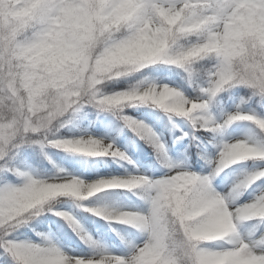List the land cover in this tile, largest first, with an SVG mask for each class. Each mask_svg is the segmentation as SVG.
<instances>
[{
	"label": "clouds",
	"instance_id": "9594fccd",
	"mask_svg": "<svg viewBox=\"0 0 264 264\" xmlns=\"http://www.w3.org/2000/svg\"><path fill=\"white\" fill-rule=\"evenodd\" d=\"M38 2L34 0L33 7ZM30 11L20 0H0L4 14L0 18V158L4 149H33L51 169L44 174L25 169L10 194L0 196V223L11 225L10 231L0 232V260L29 264L30 256L42 251L44 264H264V186L249 201L239 202L243 192L264 178V118L234 113L232 121L242 123L246 131L217 141L218 152L206 160L204 174L168 163L154 147L164 175H126L86 183L48 155L53 149L83 161L123 157L113 142L103 138L86 132L61 135L75 126L86 108L112 116L141 139L147 137L146 127L127 117V109L151 107L170 121L180 118L183 106L175 91L140 72L167 63L189 46L195 51L184 59L206 52L201 60L209 62V70L219 67L231 73L230 89L244 88L250 97L264 99V88L254 86L247 76L253 67L264 69V12L254 20L244 0L235 10V20L214 25L211 32L178 27L175 19L169 20L166 28L171 35L166 43L139 39L122 44L133 35L132 25L122 24L111 31L97 26L95 39L85 34L81 48L74 51L56 43L47 34V25L33 20ZM213 34L219 39L209 46ZM70 38L69 32L62 33L61 39ZM111 47L115 50L109 51ZM135 77L140 78L123 90H107L111 83ZM258 78L264 79V71H259ZM204 79L210 76L205 74ZM246 162L253 168L242 169L226 192L215 190L214 181L221 173ZM115 189L141 201L143 215L113 206L105 193ZM60 205L67 210H60ZM81 211L126 225L139 239L121 236L123 253L109 254L82 230L76 219ZM49 213L64 221L89 248L87 256L68 254L54 236L35 229L38 243L5 242L15 231ZM245 225L255 232L241 233Z\"/></svg>",
	"mask_w": 264,
	"mask_h": 264
},
{
	"label": "snow or ice",
	"instance_id": "6c2138e0",
	"mask_svg": "<svg viewBox=\"0 0 264 264\" xmlns=\"http://www.w3.org/2000/svg\"><path fill=\"white\" fill-rule=\"evenodd\" d=\"M242 2L244 0H39L33 7L34 0H20V4L24 8L31 9L30 17L33 20H40L47 25V34L54 38L56 43L70 47L74 51H78L81 48V40L85 34L95 39L97 26L103 31H111L112 28L120 27L122 24L132 25L134 28L133 35L128 40L123 41L122 44H128L139 39L156 42L164 41L166 43L171 35L166 28V24L169 20L173 19H175L178 27L191 28L194 26L195 29H207L211 32L214 25L235 20L236 15H238V13L234 14L235 10ZM247 5L250 15L254 20L260 16L261 12H264V0H247ZM3 17L4 14L0 12V18ZM145 25H147V29H145ZM64 31L71 34L70 39H61ZM217 39L219 37L213 34L208 41V45H213ZM119 46L116 45L115 47ZM115 47L109 48V51H114ZM193 51L195 49L189 46L180 53L169 57L167 63L161 65L153 64L143 68L140 75L145 76L144 70L148 69L153 74L167 78L172 67L182 70L186 74L189 86L197 90L199 96L195 99H189L177 88L164 84L175 91L179 103L183 106L180 118L185 119L194 131H207L219 135L229 125L234 123L231 119L233 114L240 112L236 111L227 114L220 121L208 115V109L213 99L219 93L230 89L228 81L231 73L227 69L219 67L211 70H209V67H205L201 62L206 60H201V56L206 55V52L201 53V55L190 56L188 59L183 58ZM198 64V68L194 67ZM157 66L169 67L165 70V68ZM259 71H264V69L258 70L256 67H253L247 71V76L249 82L254 86L264 88V79L258 78ZM205 74L209 75L210 79L205 81ZM153 87H156V85L154 84ZM243 98L241 99V103L254 101L258 107L264 108V99L250 97L249 95ZM240 113L255 115L261 118L254 112L251 114ZM146 132V138L163 153V146L155 142V138L149 129L146 128ZM215 147L217 153V143ZM21 153L22 150L4 149V154L0 158V196L10 194L16 177L28 167L21 159ZM114 158L117 160H127L125 154H123L122 158ZM65 163L79 179L87 183L95 180L92 177L97 176L98 167L106 165L108 161L65 159ZM242 169L244 168L239 169L238 173ZM13 178H15V181H13ZM261 180H264V178ZM119 194V192L105 193L106 196ZM133 212H136L138 216L143 215V212L140 211ZM105 221L109 223V227H112L110 220ZM10 230L11 225L9 223H0V232ZM17 232L15 231L11 236H8L5 242L24 245L33 244L17 241L15 238V233ZM249 235H252V233ZM45 259L46 254L44 252L35 251L29 258V264H44ZM3 264H6V262L3 261Z\"/></svg>",
	"mask_w": 264,
	"mask_h": 264
},
{
	"label": "trees",
	"instance_id": "16d2710c",
	"mask_svg": "<svg viewBox=\"0 0 264 264\" xmlns=\"http://www.w3.org/2000/svg\"><path fill=\"white\" fill-rule=\"evenodd\" d=\"M201 63H203L205 67L210 66L208 61H203ZM157 67H163L167 70L169 66ZM194 67L198 68L199 64ZM144 72L145 76L143 77H146L153 82L173 86L192 99L199 96V92L189 86L186 74L180 69L172 67L167 78L158 74H153L149 72L148 69H145ZM138 78L140 77L111 83L108 85L107 90H123L128 84L133 83L134 80ZM248 95L249 93L244 88L240 87L223 91L211 102L208 109V115L212 116L215 120L220 121L223 119L224 114L230 108L234 107L240 112L249 114L254 112L259 117L264 118V108L258 107L254 101L241 103V97L246 98ZM125 115L136 122H142L145 127L156 130L157 133L163 135L161 141L164 149L163 155L168 163L184 167L188 170L193 169L198 174L208 169L206 160L212 157L216 152L217 149L215 145L217 141L221 137L227 138L229 136L230 125L219 135L207 131H194L185 119L174 117L170 121L168 116L164 113L151 107L130 108L126 110ZM82 132L109 137L111 140L122 145L128 157L127 160H117L116 158L109 157L96 158L95 160H107L108 163L98 167V174L97 176L92 177V179L132 175L136 171L138 165L145 166V168L147 167L146 169H149L151 173L158 174L165 172V169L161 168L157 163L153 145L146 142L145 139L139 138L133 133V131L124 127L110 115H98L92 109L86 108L77 117L75 126L64 129L61 135L68 137ZM179 134H182L183 137H179ZM48 155L51 157L53 163L72 171L65 163V159L71 160L72 158L66 157L64 153L53 149L48 150ZM21 159L28 166V170L34 169L41 174H44L51 169V164L45 160L37 150H22ZM244 164L249 166L252 163L246 162ZM234 166L235 165L229 169ZM218 180L219 176L215 179L214 184ZM13 181H15V178H13ZM260 181H257V184ZM250 188L243 192L240 198L245 196ZM109 192L120 193L119 195L108 196L107 199L113 204V206L118 207L121 210L130 209L132 211L143 212L145 205L137 200L131 193L124 190H109ZM59 208L60 210H67L66 205H60ZM76 219L82 230L92 240L101 245L105 250L107 248H112L115 255H119L124 251L120 238L121 236L139 239V236L134 229L121 224H112V227L110 228L109 223L104 219L90 215L87 212H78ZM112 228H115L116 232H113ZM32 229H35L38 232L50 233L55 237L60 247L68 245L73 250L79 252L81 256H87L89 253V248L86 247L76 235H74L73 231L69 229L64 221L50 213L39 217L30 227L21 228L15 233V238L19 242L38 243V238L34 235ZM240 232L250 234L255 232V229L245 225L240 229ZM117 233H119V235H117ZM0 264H3L2 260H0Z\"/></svg>",
	"mask_w": 264,
	"mask_h": 264
},
{
	"label": "rangeland",
	"instance_id": "374dc122",
	"mask_svg": "<svg viewBox=\"0 0 264 264\" xmlns=\"http://www.w3.org/2000/svg\"><path fill=\"white\" fill-rule=\"evenodd\" d=\"M233 112H236V111L232 109L230 112H228V114L233 113ZM147 129L150 130L152 136L155 138V142L160 144V145H163L160 142V141H162V135L155 136L154 132L150 128H147ZM245 131H246V129H245V127H244V125L242 123L235 122L233 124L232 128H231V136L230 137L237 136V135H242V134L245 133ZM88 135H91L92 137L97 138V139L103 138V139L106 140V142L109 141V138L108 137H104V135L103 136L95 135V134H88ZM179 137H183L182 134H179ZM145 140H147L148 143L152 144L153 147H154V144L151 141H149L148 138H146ZM113 146H114V148L118 149L120 152L125 154L126 157H127L126 151H125V149L122 147V145L120 143L113 142ZM241 168L252 169L253 165L251 164L249 167L244 165V164H241V165L237 166L235 171L233 172V180H234L235 176L238 174V170L241 169ZM207 171L205 173H207ZM148 174H149V172L145 169V167H138V169L134 172V175H145V176H148ZM157 177H159V176L156 175V176H152L151 178H157ZM102 178H112V177H102ZM233 180H232V182H233ZM231 183H230V185H231ZM260 186H264V180H261L258 184L253 186L252 189L250 190L248 196L245 199H243L242 201H240V203H244V202L249 201L252 198V196L255 194L256 190ZM228 187L229 186L226 185V184H220V185L216 186L215 189H216V191L223 193V192L227 191ZM122 210H124V211H132L130 209H122ZM24 243H34V242H24ZM61 249L63 251H65V252H67L70 255L81 256L79 252L73 250L68 245L62 246ZM106 252L109 253V254L115 255L114 251L112 249H107Z\"/></svg>",
	"mask_w": 264,
	"mask_h": 264
}]
</instances>
